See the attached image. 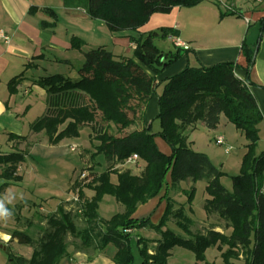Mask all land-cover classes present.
Segmentation results:
<instances>
[{"label":"trees","instance_id":"obj_1","mask_svg":"<svg viewBox=\"0 0 264 264\" xmlns=\"http://www.w3.org/2000/svg\"><path fill=\"white\" fill-rule=\"evenodd\" d=\"M202 2L204 0H85L83 9L89 18L101 21L111 33L118 34L138 31L154 14L166 15L176 7L190 8ZM36 10L30 9L31 12ZM42 12L53 19L51 24L43 23V27L54 28L55 13L51 9ZM262 30L263 24L257 44ZM176 34L174 29L161 28L130 36L129 56H116L103 46L89 47L73 36L70 47L83 56L77 70L78 79L53 74L34 80L33 85L45 92L46 110L30 125L31 132H43L50 143H56L62 138H77L81 129L90 127L89 137L97 142L92 158L102 155L107 167L87 181L85 178L92 173L91 166L87 165L89 171L81 173L85 177L70 187L77 192L79 211L86 225L82 231L76 230L72 214L60 207L57 214L47 217V229L39 240L34 241L21 232L10 234L18 244L30 246L32 254L26 259L7 252L9 264H61L69 256L68 236L79 239L83 251L93 249L101 253L107 244H113L116 249L113 264H134L131 239H135L140 264H167L175 247L190 251L196 261H203L206 249L217 247L227 264L238 258L244 264H264V194L261 192L264 151L259 155L255 153L262 116L249 91L251 84L247 78H237L234 71L238 67L227 62L211 67L187 66L158 82L156 76L182 53H188L175 47L174 53L163 54L155 45L156 40L176 37ZM242 53L248 72L253 52L243 46ZM21 80L20 74L8 83L10 93ZM159 87L161 92L157 94ZM153 96H157L158 105L159 129L155 133L151 131V123L143 124L144 112ZM221 115L247 141L240 173L231 177V192L220 183L224 173L204 153L194 151L186 136V131L198 122L208 130L215 129ZM132 126L135 129L130 131ZM155 137H160L170 147L171 155L159 152ZM16 138L24 139L10 136V139ZM133 156L143 165L138 176L128 170H117ZM24 159L22 152L0 153V177L20 181L17 169ZM168 174L170 188L186 180L204 181L207 196L203 209L208 216L222 221L230 234L213 229L205 234H193V220L182 205L168 197L157 225L148 219H133L138 206L160 194ZM4 185L7 184L2 187ZM85 189L91 190L92 195L86 197ZM104 196L113 197L122 206V211L109 219H102L97 213ZM187 198L190 203L192 190ZM169 224L183 234L175 233L168 228ZM145 228L153 231L157 238L132 235V231Z\"/></svg>","mask_w":264,"mask_h":264},{"label":"crops","instance_id":"obj_2","mask_svg":"<svg viewBox=\"0 0 264 264\" xmlns=\"http://www.w3.org/2000/svg\"><path fill=\"white\" fill-rule=\"evenodd\" d=\"M32 8L37 10L31 12L30 9ZM74 8L75 6L67 5L65 2L63 4L65 15L74 23L76 20L85 22L86 26L83 33L85 35L92 34L86 20V17H89L85 14L84 9L83 16L76 18ZM43 9L50 8L42 0H0V30L10 39L8 44L0 39V153L2 154L11 152L25 154L24 145H28L31 138L37 135L30 130L32 123L24 124L23 118L29 108L26 100L28 96H40L45 103V92L33 85L34 80L42 76L41 72L46 70L45 67L59 70V72L63 71V74L68 76L66 72L72 71L74 61H83L82 54L70 47L71 37L75 36L82 39V35L72 30H66L62 34L57 30L56 25L54 28H44L43 23L51 24L53 19L42 12ZM222 14L226 15L220 17ZM262 24V36L257 44ZM89 25H91L90 22ZM161 28L176 30V37L187 44L189 50L187 54L182 53V56L172 63L162 75L157 76L156 80L159 82L164 76L167 78L175 75L182 71L186 65L198 66L200 64L204 67H211L218 63L235 64L238 67L234 71L235 76L241 80L247 78L251 84L248 87L249 91L262 116V121L258 125V143L264 147V0H204L194 7H176L166 15L154 14L138 31L114 34L111 37L110 46L104 43H96V41L90 42L93 43L92 47L109 46V51L116 56H129L132 50V44L129 42L130 36L137 37L139 34H147ZM243 46L248 51L253 52L252 64L248 68V72L245 71L247 62L242 53ZM39 71L41 72L39 73ZM20 74L22 80L17 83L15 91L10 93L8 83ZM160 90L161 87L157 89V94L160 93ZM157 114V96H153L144 112L143 124L152 123ZM222 117L224 116L221 115L219 121L223 123ZM196 125L206 129L202 122H198ZM196 125L186 131L188 142H190L188 134L195 129ZM85 128L90 131V127L86 126ZM25 129L27 130L25 131ZM134 129L135 127L132 126L130 131ZM10 136L24 137V139H10ZM154 142L160 153L166 156L171 155L170 147L160 137H155ZM190 143L191 148L194 147V143L192 141ZM120 167L122 169L119 171L128 170L132 175L138 176L143 165L136 161L123 164ZM11 182L0 177V195L2 185L11 184ZM170 183V175L168 174L160 194L147 203L138 206L132 218L136 220L148 219L151 224L157 225L166 209V197L176 204L174 197L170 196L171 191H173V188H170ZM69 209L68 206L62 207L65 213L69 212ZM188 217L193 220L191 226L193 234H205L209 229L225 235L230 234V230H225L223 222L216 216H207V221H198ZM9 224L10 218L7 220L0 219V264H9L7 252L23 257L20 252L16 251L23 245L15 243V240L10 238L9 231H4V227ZM170 226L171 224L168 225V228ZM143 230L152 233L149 239L157 238L153 231L146 228ZM15 231L20 232L19 230ZM137 232L138 230L133 231L132 235H136ZM21 233L27 234L26 232ZM173 250L170 257L173 255ZM68 253L69 256L65 259L66 264H75L74 260L77 258L87 261L89 257L84 251L74 250L73 252L68 251ZM30 257L24 258L29 259ZM238 259L243 261L241 258ZM233 261L231 260V262ZM188 264H192V262L189 261Z\"/></svg>","mask_w":264,"mask_h":264},{"label":"rangeland","instance_id":"obj_3","mask_svg":"<svg viewBox=\"0 0 264 264\" xmlns=\"http://www.w3.org/2000/svg\"><path fill=\"white\" fill-rule=\"evenodd\" d=\"M42 1L45 5H49V8L55 13V25L60 33L63 34L66 30L77 31L76 33L82 35L83 41L87 42L89 47L93 45L90 41H96V43L100 44L104 43L105 45L108 44L109 46L112 43L111 37L114 34L111 33L101 21L86 17L87 25L91 28L92 34L85 35V33H83L84 27L86 26L85 22L76 20L74 23L65 15V10L63 9L64 0ZM84 1L85 0L66 1L67 5L75 6L74 12L76 18L84 14ZM89 22L91 25H89ZM128 32L132 33V31ZM155 45L163 54L175 52V47L168 38L156 40ZM109 46L105 47L108 51L110 49ZM82 63L83 61L81 60H75L72 71L70 70V73L66 72L68 73V77L72 80H77V70ZM187 66L189 65H186L185 68ZM45 69L44 72L39 71V73L41 72L42 75H64L63 71L59 72V70H52L48 67H45ZM163 72L160 75H162ZM165 78V76L162 77V80ZM26 100L29 104V108L24 114L23 121L24 124L27 125L43 116L46 107L40 96L30 95ZM222 118L223 123L219 121L218 125L213 130L204 129L196 125L195 129L188 134V138L190 142L192 141L194 143V147H192L194 151L204 153L211 163L224 173L220 178V183L227 191L231 192V177H235L240 173V163L246 152L245 146L247 141L233 125L226 121L225 117ZM149 124L150 122H148L147 125ZM158 129V120L154 119L151 123V131L155 133ZM26 130L27 129H25V131ZM90 132L88 128H83L77 138H62L56 143H50L48 137L44 135L43 132L36 133L37 135L31 138L28 145H24L25 159L24 162L19 165L20 168L18 167L17 169V173L20 174L21 180L4 185L1 189V197L6 194L14 197L12 202L6 205L8 208L12 209L13 215L10 217V224L4 227V231H9L10 234L16 232L15 230L26 232L28 237L37 241L43 235V231L47 229V217L57 214L58 207L60 206H68V208H70L69 212L73 216L74 226L77 231H82L86 227L79 211L80 203L73 200V198H77V192L74 189H70V187L76 181L81 180L80 175L82 172L89 171L87 170V165L91 166L90 170L92 171V173L85 178L87 181H90L92 177L103 172L107 167L102 155H98L95 159L92 158L97 142L89 137ZM219 135L225 139V144L231 147L230 152L226 153L224 146H217L215 144V137ZM72 149L73 151H71ZM262 151H264V147L262 144L258 143L255 148L256 155H259ZM117 168V170L122 169L120 166ZM112 180L114 181L115 179L112 178ZM79 184L81 185L82 183L79 182ZM191 190L192 199L191 202L188 203L187 197ZM85 194L86 197H88L92 195V192L91 190L85 189ZM170 196L174 197L176 204L183 205L184 211L188 216L198 221H207L208 215L203 209V201L207 196L203 181L195 183L190 181L180 182L173 188ZM121 210L122 206L117 203L113 197L104 196L99 204L97 213L100 218L109 219L114 214L121 212ZM170 229L174 230L177 234H183L173 225L170 226ZM150 234L152 233L140 229L136 235L149 238ZM78 240L79 239H74L71 236L67 237L66 242L68 251L73 252L74 250H78L83 252L79 247ZM15 243H17L16 240ZM129 245L134 264H140L141 258L136 249L135 239H131ZM31 249L30 246L23 245L16 251L20 252L23 257L28 258L31 256ZM84 252L88 254V260L77 258L74 260L75 264H113L112 258L115 253V247L113 244H107L101 253L93 249H88ZM218 252L217 247H210L204 252L203 261H196L194 255L190 251L181 247H175L173 255L167 261V264H188L189 261H191L192 264L196 262L200 264H227L221 258L220 252ZM229 262L230 264H244L243 261L239 259ZM66 263V260H63L61 264Z\"/></svg>","mask_w":264,"mask_h":264},{"label":"built area","instance_id":"obj_4","mask_svg":"<svg viewBox=\"0 0 264 264\" xmlns=\"http://www.w3.org/2000/svg\"><path fill=\"white\" fill-rule=\"evenodd\" d=\"M0 39L6 44H8L10 42L9 37L1 30H0ZM168 39L171 41V43L173 44L174 47H176L178 49H182V50H189V46L187 44L181 42L177 37H169ZM215 144L217 146H224V150L226 153L231 151V147L227 146L225 144V139L222 136H217L215 138ZM71 151H73V149ZM0 152H1V150H0ZM135 161H136V157L133 156L127 160V163H132V162L134 163ZM84 177H85V175L81 174V178H84ZM262 177H263V183H262L261 192L264 194V170L262 173ZM73 200L77 201L76 198H73Z\"/></svg>","mask_w":264,"mask_h":264},{"label":"clouds","instance_id":"obj_5","mask_svg":"<svg viewBox=\"0 0 264 264\" xmlns=\"http://www.w3.org/2000/svg\"><path fill=\"white\" fill-rule=\"evenodd\" d=\"M14 197L6 194L0 197V219L7 220L13 215V211L9 209L6 205L12 202Z\"/></svg>","mask_w":264,"mask_h":264}]
</instances>
